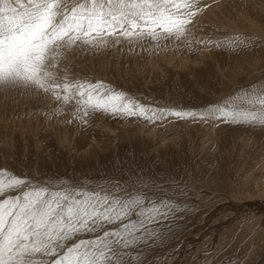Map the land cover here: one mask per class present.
Listing matches in <instances>:
<instances>
[{
    "label": "rangeland",
    "instance_id": "obj_1",
    "mask_svg": "<svg viewBox=\"0 0 264 264\" xmlns=\"http://www.w3.org/2000/svg\"><path fill=\"white\" fill-rule=\"evenodd\" d=\"M197 7L186 39L108 36L101 46L63 50L53 69L58 82L103 81L141 103L200 110L244 86H264V0H198ZM230 37L251 43L240 50L198 43ZM235 104L253 110L242 99ZM72 111L50 93L0 85V169L65 186L110 187L122 177L136 181L133 172L169 178L183 190L182 210L162 242L132 254L133 264L137 257L140 264H264V130L101 113L84 124ZM121 187L135 193L144 185ZM158 190L171 194L167 185Z\"/></svg>",
    "mask_w": 264,
    "mask_h": 264
},
{
    "label": "snow or ice",
    "instance_id": "obj_2",
    "mask_svg": "<svg viewBox=\"0 0 264 264\" xmlns=\"http://www.w3.org/2000/svg\"><path fill=\"white\" fill-rule=\"evenodd\" d=\"M198 0H0V85L51 94L57 105L72 106V119L90 114L114 118L220 120L264 130V86L247 85L204 110L141 103L103 81L58 82L53 69L63 50L97 47L106 37L186 39L201 11ZM240 50L250 38L198 41ZM242 99L243 105L235 101ZM71 122V121H70ZM144 185L120 178L105 187L72 181L42 183L0 169V264H133V253L162 242L182 210L183 190L169 182L133 172ZM7 177V178H5ZM167 185L169 192H163ZM91 189V190H87ZM136 264H140L137 257Z\"/></svg>",
    "mask_w": 264,
    "mask_h": 264
}]
</instances>
